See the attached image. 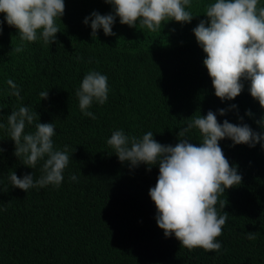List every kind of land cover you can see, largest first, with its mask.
<instances>
[{
    "label": "trees",
    "instance_id": "16d2710c",
    "mask_svg": "<svg viewBox=\"0 0 264 264\" xmlns=\"http://www.w3.org/2000/svg\"><path fill=\"white\" fill-rule=\"evenodd\" d=\"M212 2L192 0L190 10L196 16L190 23L168 21L161 31L149 32L116 17L115 35L99 29L92 37L90 21L86 25L84 18L93 11L112 13V5L65 0L64 15L57 20L61 31L50 45L42 39L22 42L0 13V123L5 125L0 129V264H264V140L253 147L233 145L229 138L219 141L242 183L221 197L227 201L223 211L228 219L217 238V252L189 251L174 235L165 237L148 195L158 164L150 171L144 164L130 167L107 144L112 132L122 129L138 138L152 131L155 140L174 146L180 129L209 110L218 122L247 124L264 134V108L251 97L249 81H242L243 90L233 100L221 101L214 94L203 64L206 54L192 32L206 19L204 8ZM21 44L23 51L15 52ZM89 71L108 77L107 101H94L88 109L96 119L82 114L76 95ZM9 80L22 100L12 95ZM45 90L48 98L40 99ZM232 104L237 107L229 109ZM21 106L36 111L40 123L54 124L55 149L68 146L70 161L59 187L26 193L9 181L12 171L18 177L32 173L34 180L43 174V160L33 169L14 155L7 116ZM221 108L229 109L224 116L217 111ZM33 131L34 124L26 125V133ZM188 138L199 145L198 130H191ZM71 175L77 180H70ZM248 232H255L256 239L249 240Z\"/></svg>",
    "mask_w": 264,
    "mask_h": 264
},
{
    "label": "clouds",
    "instance_id": "9594fccd",
    "mask_svg": "<svg viewBox=\"0 0 264 264\" xmlns=\"http://www.w3.org/2000/svg\"><path fill=\"white\" fill-rule=\"evenodd\" d=\"M104 2L112 5V13L101 15L93 11L83 20L86 25L90 21L92 37H96L99 29L106 36L115 35L112 26L116 17L129 27H136L139 23L149 32H158L168 21L183 25L196 16L190 10L192 0ZM64 12L65 0H0L4 21L18 30L22 42L40 39L45 45L55 42L56 33L61 31L57 20L61 21ZM203 14L206 19L200 20L192 32L206 54L203 64L211 78L215 96L221 101L233 100L243 90L242 81L247 80L251 97L264 108V6L260 5V0H214L205 6ZM2 24L0 21V35ZM14 51H23V44L16 46ZM107 81L108 77L97 71H89L83 77L76 95L84 116L96 119L88 109L94 101L99 105L107 101ZM8 83L12 87V95L22 100L17 86L11 80ZM39 96L47 99L48 92L41 91ZM236 107L232 104L229 109ZM229 109L217 111L224 116ZM247 114L251 115L250 112ZM33 124L35 131L26 133V125ZM0 129H5L3 123H0ZM193 129L200 134L199 145L189 142L188 134ZM6 130L15 145L14 155L23 159L22 164L34 169L43 160V174L38 179L34 180L32 173L18 177L12 171L8 177L11 185L26 193L29 189L48 185L59 187L70 155L67 145L62 150L54 148V124L40 123L36 111L21 106L7 116ZM177 137L178 142L173 146L155 140L152 131L138 138L117 129L107 144L118 160L128 162L130 167L144 164L150 171L151 166L158 164L159 174L148 195L156 208V224L165 237L174 235L189 251L202 248L207 252H217L221 248L217 238L223 234V226L228 219V213L223 211L227 201L221 197H224L226 189L242 183V175L236 166L229 163L219 141L229 138L233 145L253 147L264 140V134L254 132L247 124H234L227 119L218 122L216 113L209 110L204 116L193 117L186 127L180 129ZM3 152V147H0V163ZM69 179L76 181L77 176L71 175ZM247 238L256 239L255 232H248Z\"/></svg>",
    "mask_w": 264,
    "mask_h": 264
}]
</instances>
